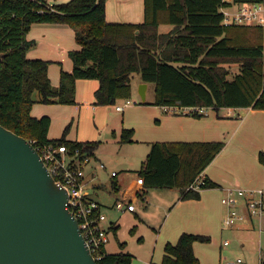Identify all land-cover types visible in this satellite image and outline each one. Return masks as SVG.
Returning <instances> with one entry per match:
<instances>
[{
  "label": "trees",
  "instance_id": "trees-1",
  "mask_svg": "<svg viewBox=\"0 0 264 264\" xmlns=\"http://www.w3.org/2000/svg\"><path fill=\"white\" fill-rule=\"evenodd\" d=\"M144 2L145 19L134 23L107 20V0L54 4L0 0V52L5 54L0 61V124L33 141L37 148L65 144L70 153L80 147L81 154L93 155L99 142L68 139L70 124L60 137L49 138L51 118L33 116V104L76 103L79 78L99 79L95 103L114 104L119 97L130 96L134 72L143 81L155 83V105L264 109V27L225 25L222 7L230 3L224 0ZM36 22L69 24L80 45L70 50L73 69L62 70L58 86L49 77L51 61L27 55L34 44L27 33ZM134 131L124 128L120 142H131ZM225 144L216 140L155 141L138 175L144 177L146 189L177 187L183 199H199L201 191L190 186ZM259 158L264 163V150ZM216 185L205 180L201 188ZM195 241L208 242L210 237L183 232L176 243L165 245L163 259L156 264H201ZM118 243L122 249L126 246V241ZM103 251L98 264H132L130 252L110 253L105 247Z\"/></svg>",
  "mask_w": 264,
  "mask_h": 264
},
{
  "label": "crops",
  "instance_id": "crops-1",
  "mask_svg": "<svg viewBox=\"0 0 264 264\" xmlns=\"http://www.w3.org/2000/svg\"><path fill=\"white\" fill-rule=\"evenodd\" d=\"M234 6L235 3L233 4L231 0V8H234ZM106 18L109 21L142 22L145 19V2L144 0H107ZM163 27L165 30L169 29V26L164 25ZM27 38L34 41V44L27 52L28 57L50 60L51 63L49 64L48 70L49 77L52 84L58 86L60 84L62 70L71 71L73 69L70 50L80 48L75 38L74 29L66 23L36 22L32 24L28 31ZM142 82L145 81L141 79V83ZM147 83L148 93L150 83ZM99 86L100 81L97 78L77 79V102L73 104H80L85 96L91 99L94 98L93 104H96L95 92ZM35 98L38 99L39 96L36 94ZM154 100L155 98L149 100V102H144V104L155 105L153 104ZM38 103L43 102L36 101L33 104L31 114L37 117L43 115L50 116L51 125L48 136L51 139L60 137L65 128L62 129V125L60 126L58 134L52 133L54 114L50 111L36 112L34 107ZM44 104H61L59 107L68 105H64L63 103ZM117 106L116 110L118 112H124L125 109L129 107L127 106L123 110H119ZM161 107L164 113L158 109L155 114L156 120L159 122H157L158 125L147 132V134H144V136H138V129H136V131H134L133 140L127 143L146 144V154L148 155L151 143L155 141H225L221 138L223 137V133L225 134V132H227L229 140L227 144H225V148L219 152L214 161L207 166L201 174L205 180H211L217 185L201 189V197L199 199H183L180 188L151 187L146 189L145 185L143 187L137 186V179L127 184L125 178L120 175V171L113 169L110 173L108 172L111 184L109 188H106L104 183L97 181L100 180V171L108 170V166L105 164V168L100 167V162L103 161H98L95 152L89 162L83 163L86 191L88 196L98 201L104 210L108 209L115 211H113L114 213H106L107 219L104 221L103 225L108 229V233L113 231L117 239L123 242L119 235L122 229L121 218L125 215L128 216L127 221H130V233L133 236L136 235L138 239L142 241V245H144L146 242L145 238L143 239L142 233L144 234V228H147V231L155 237L156 245L162 243L163 246L158 260H154L156 254L152 251L150 252L148 255V257H150V260H148L150 264L160 263L165 253V245L168 242L176 243L183 232L203 234L210 237V241L208 242H194V251L201 264H226L228 260L238 257L243 259L244 264H264V257L259 251L262 233L258 230V225L261 224V217L257 219V217L251 216L248 209L241 206L239 209L246 214V217L242 220H238L234 225L228 226L225 224L228 208L223 203L222 198L227 188L231 187V156L223 159L221 162L226 172L225 174H221L217 170L214 171L215 168H212L214 167V163L219 162L231 146V125H229V123L231 120H237L235 119V114H238L240 118V122L238 120L237 123V128L240 130L248 122V126H250V129L254 133L253 138L250 140L251 144L249 142L240 141L244 144L242 148L247 152H251L253 156L259 159L260 151L264 149V142H262L264 109H256L252 106L221 107L218 109L209 107L207 113L201 114V116H195L187 113L171 112L166 110L163 106ZM100 109L101 107L99 106L95 107L97 111ZM210 111H212L211 114L209 113ZM130 127L134 128L129 125L122 126L119 136L124 128ZM77 133L78 125L76 128V134ZM67 138L77 141H90L72 136L70 130H68ZM234 161L243 162L244 158L243 156H238ZM113 171H117V174L113 175ZM135 188L139 190L137 195L135 194L137 190L133 191ZM105 191L108 195H112L113 201L110 204H105L98 198L99 194ZM214 196L216 199H214ZM125 197L136 202L137 206L134 211L122 213L114 208L115 202ZM140 198H144L145 202L142 203ZM226 241H228V243H226ZM127 242L128 240L123 249L119 246L118 250L110 253L126 251L130 252L134 259L137 255L130 249H126L128 247ZM105 249L109 252L107 242L105 244Z\"/></svg>",
  "mask_w": 264,
  "mask_h": 264
},
{
  "label": "water",
  "instance_id": "water-1",
  "mask_svg": "<svg viewBox=\"0 0 264 264\" xmlns=\"http://www.w3.org/2000/svg\"><path fill=\"white\" fill-rule=\"evenodd\" d=\"M68 198L32 141L0 124V264H98Z\"/></svg>",
  "mask_w": 264,
  "mask_h": 264
},
{
  "label": "rangeland",
  "instance_id": "rangeland-1",
  "mask_svg": "<svg viewBox=\"0 0 264 264\" xmlns=\"http://www.w3.org/2000/svg\"><path fill=\"white\" fill-rule=\"evenodd\" d=\"M48 1L50 3H59L69 0ZM228 1L231 3V0ZM232 3L234 4V1H232ZM233 9V7L229 8V10ZM234 65L237 67L236 64ZM131 83L132 87L130 96L119 97L114 104L110 105L93 104L94 98L91 99L90 97L85 96L80 104H64L65 107H59L61 104L53 105L38 103L34 107L36 112L50 111L54 114V123L51 130L52 133L58 134L60 126L63 125L64 127L62 126V129H64L65 126L70 124L69 130L72 136H76L82 140L99 142V147L95 151L96 156L98 157V161L101 160L108 166V170L100 171V180L97 182L100 181V183H104L106 188H109L111 184L108 172L110 173L113 169L120 171V175L125 178L127 184H130L137 179L139 173L138 170L141 168L142 163L147 156L146 144H120V128L125 125L133 126L135 131L138 129V136H144V134H147V132L158 125L159 122L156 120L155 116L157 110L160 109L164 113L160 105L144 104V102H142L141 95L139 94V87L141 84V75L139 72H134L132 74ZM149 85V91L146 98V101L148 102L156 97L155 83H150ZM126 99H132L136 102L127 107L124 112H118L116 106L122 104ZM97 106L101 107L98 111L95 110V107ZM209 113L211 114L212 111ZM235 119L237 120H231L229 123V125H231V146L222 156L221 160L214 163V167L212 168H215L214 171L217 170L219 173L225 174L226 172L224 171L221 162L223 159L231 156V186H242L243 188L251 189L264 188V163L261 162L260 158L258 159V157L253 156L251 152H247L242 148L244 144L241 143H250L254 133L250 129V126H248V122L239 130L237 128L238 120L240 122L238 114H235ZM77 125L78 133L76 134ZM262 133V142H264V131ZM221 139H224V142L227 144L229 140L228 133H223ZM238 156H243L244 161H234ZM111 196L112 195H108L105 191L101 192L98 198H100L103 203L110 204L113 201ZM214 199H216L215 196ZM140 201L143 203L145 202V199L140 198ZM101 211L105 215L106 213L115 212L114 210V212L108 209L104 210V208H101ZM127 217L128 216L123 215L121 218L122 229L119 237H121L123 241L128 240V247L126 249H130L137 255L133 259L132 264H150L148 261L150 260V257H148V255L151 251L156 254L154 260H158L163 249L162 243L156 245L155 237L147 231V228H144L145 231L142 235L143 239L145 238L146 243L142 245V241H140L136 235L133 236L130 233V221H127ZM258 230L262 233L259 251L264 257V212L261 216V224L258 225ZM107 247L109 252H115L119 248L118 239L113 231L108 233Z\"/></svg>",
  "mask_w": 264,
  "mask_h": 264
},
{
  "label": "built area",
  "instance_id": "built-area-1",
  "mask_svg": "<svg viewBox=\"0 0 264 264\" xmlns=\"http://www.w3.org/2000/svg\"><path fill=\"white\" fill-rule=\"evenodd\" d=\"M224 1L229 2L228 0ZM234 3L236 7L233 10H229L231 3L228 6L222 7L224 12L223 23L225 25L246 24L264 27V0L241 3L234 1ZM135 102L131 99H126L122 104L117 106V109L123 110ZM163 107L171 112L192 115L195 113H207V109L209 108L206 106L181 107L178 105H166ZM37 150L50 173L67 188L69 192L67 205L75 217L78 218L86 244L98 260L104 254L103 248L108 240V229L103 225L107 216L101 211L102 205L95 199L90 198L86 191L83 163L89 162L92 155L89 153L81 154L80 147H76L74 152L70 153L65 144L59 146L45 144L39 146ZM100 167L105 168V163L100 162ZM112 174L116 175L117 171H113ZM201 174L196 178L195 183L190 186L191 188L195 190L202 189L201 187L205 183V178ZM144 185V177L138 175L137 186L143 187ZM133 191H136V195L139 192L137 188ZM222 201L228 208L225 217V224L228 226L234 225L238 220L246 217V214L239 209L241 206L248 209L251 216L261 217L264 212V188L251 189L231 186L227 188ZM136 206V202L128 197L119 199L114 204V208L122 213L134 211ZM226 264H244V261L241 257H238L228 260Z\"/></svg>",
  "mask_w": 264,
  "mask_h": 264
}]
</instances>
